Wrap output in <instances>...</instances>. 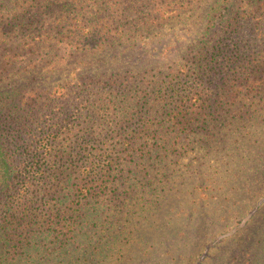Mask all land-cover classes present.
<instances>
[{
	"label": "trees",
	"instance_id": "obj_1",
	"mask_svg": "<svg viewBox=\"0 0 264 264\" xmlns=\"http://www.w3.org/2000/svg\"><path fill=\"white\" fill-rule=\"evenodd\" d=\"M9 1L0 0V264H106L119 244L106 233L140 168L184 155L206 131L264 118V0ZM175 21L199 30L167 74L101 71L108 51ZM104 131L121 138L120 156ZM243 210L205 259L264 264V198Z\"/></svg>",
	"mask_w": 264,
	"mask_h": 264
},
{
	"label": "rangeland",
	"instance_id": "obj_2",
	"mask_svg": "<svg viewBox=\"0 0 264 264\" xmlns=\"http://www.w3.org/2000/svg\"><path fill=\"white\" fill-rule=\"evenodd\" d=\"M195 27L175 21L144 33L108 51L101 71L134 75L157 69L167 74L170 66L182 62L185 46H179L188 45L184 42ZM26 83L18 81V89ZM258 114L252 121H238L232 131H206L199 145L191 138V146L174 160L155 162L147 171L140 168L120 221L106 233L119 241L110 246L112 253L105 252L106 264H219L205 259V249L236 227L238 211L244 213L264 198V118ZM104 133L110 134L107 146L120 156L121 138L114 131ZM148 171L151 177L141 180ZM257 218L256 227H264V213ZM212 254L219 255L215 250Z\"/></svg>",
	"mask_w": 264,
	"mask_h": 264
}]
</instances>
